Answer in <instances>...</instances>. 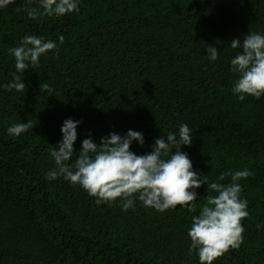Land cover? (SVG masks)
<instances>
[{
    "label": "trees",
    "instance_id": "16d2710c",
    "mask_svg": "<svg viewBox=\"0 0 264 264\" xmlns=\"http://www.w3.org/2000/svg\"><path fill=\"white\" fill-rule=\"evenodd\" d=\"M34 7L37 0H14L0 9V264H199L187 230L216 193L197 189L195 212L139 201L124 212L62 177L46 180L68 118L82 121L70 165L89 136L99 144L109 133L142 132L144 145L130 150L144 155L184 123L192 143L181 151L209 183L249 169L240 181L249 209L243 243L214 264H264V96L239 101L230 71L242 51L232 40L264 34V0H80L78 13L31 19ZM25 35L65 39L58 54L17 73L9 49ZM28 121L27 132L7 133Z\"/></svg>",
    "mask_w": 264,
    "mask_h": 264
},
{
    "label": "clouds",
    "instance_id": "9594fccd",
    "mask_svg": "<svg viewBox=\"0 0 264 264\" xmlns=\"http://www.w3.org/2000/svg\"><path fill=\"white\" fill-rule=\"evenodd\" d=\"M14 0H0V9ZM33 0H27L31 4ZM39 7L28 10V16L36 19L41 15L63 17L80 11V0H37ZM42 9V11H41ZM64 36L57 40L45 39L36 35H25L17 47L9 49L15 60L17 73L30 66H36L42 55L49 52L58 54ZM231 49L242 51L230 60V71L238 74L231 92L244 101L251 96L260 99L264 96V34L249 32L241 42L233 39ZM211 62L217 61L219 51L215 46L205 49ZM17 90L25 87L18 77L13 85ZM82 121L68 118L61 126L62 139L53 147L51 157L55 167L46 173L45 179L54 181L63 178L78 185L95 198L97 205L119 203L121 210H135L136 202L143 207L159 212L186 207L195 212L197 189L207 185L206 204L198 215L191 218V227L187 230L190 239L188 254L193 252L199 264H214L229 249H237L243 243L245 228L242 221L249 216L248 201L241 198L243 191L241 180L252 175L249 169L237 170L231 175V182L209 183L207 175L193 170L188 154L181 146L192 143V130L181 123L177 132H170L154 141L150 153L137 155L131 151L133 142L144 145L142 132L128 130L123 136L115 132L100 139L97 144L91 136L81 142V151L74 164L70 161L74 153V144L78 139L77 128ZM32 128L30 121L8 127L7 133L19 136ZM173 149H176L173 151ZM222 173L218 180H224ZM258 228L262 225L258 224Z\"/></svg>",
    "mask_w": 264,
    "mask_h": 264
}]
</instances>
